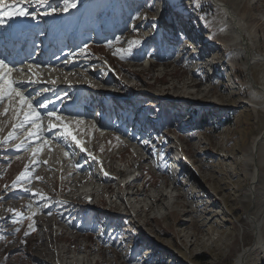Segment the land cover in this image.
<instances>
[{"label":"rangeland","instance_id":"obj_1","mask_svg":"<svg viewBox=\"0 0 264 264\" xmlns=\"http://www.w3.org/2000/svg\"><path fill=\"white\" fill-rule=\"evenodd\" d=\"M69 1L48 0V9L74 14L72 29L88 36L72 35L70 47L61 45L70 58L62 59L65 67L57 62V72L39 73L50 82L59 71L64 80L109 85L126 96L115 103L127 127L72 108L69 94L56 133L44 128L34 143L29 132L36 130L27 122L11 137L15 152L6 153L0 142V264H236L254 246L251 222L264 210V138L253 148L264 135V0H220L242 19L245 40L235 39L234 24L211 3L217 0H75V7ZM138 10L162 21L156 28L162 46L131 43L150 35ZM146 42L160 46V56L150 47L143 52ZM144 93L151 99L137 98ZM174 98L186 102L174 107ZM15 110L14 99L0 107V140L15 128ZM162 112L173 127L157 135ZM139 119L151 129L142 130ZM64 125L86 143L73 142ZM86 147L95 150V161ZM172 147L187 157L178 175L167 154ZM137 165L139 182L122 188L124 180L116 178ZM91 191L97 205L85 214L80 209ZM73 203L77 209L69 210ZM262 232V245L246 264H264V222Z\"/></svg>","mask_w":264,"mask_h":264},{"label":"bare ground","instance_id":"obj_2","mask_svg":"<svg viewBox=\"0 0 264 264\" xmlns=\"http://www.w3.org/2000/svg\"><path fill=\"white\" fill-rule=\"evenodd\" d=\"M214 1V0H213ZM212 3V5L213 6H215L219 11H220V13L224 16V18H226L227 20H231L232 21V23L234 24V28H235V39L236 40H238V39H249L250 38V35L248 34V33H245V31H246V29H245V26L243 25V23H242V19L240 18L239 19V17L237 18V15H236V13L235 12H233V10H231V8L230 7H228V6H226L227 4H224L222 1H220V0H217V2L216 1H214V3L213 2H211ZM27 17H29V16H27ZM22 18H24L23 16H22ZM22 18H19V20H22ZM77 49V48H76ZM206 55H207V53L206 52H204ZM207 57V56H206ZM64 58L65 57H57V56H55L54 58H53V61H52V63H51V65L52 66H54L57 62H60L61 63V67H65L66 66V63H64L63 61H62V59L64 60ZM0 60H4L3 58H1V56H0ZM5 61V60H4ZM5 64H7V62L5 61ZM8 65V64H7ZM25 66V63L22 61V60H20V61H18V64H14V65H12V67L14 68V70L15 69H22L23 67ZM9 67H11V66H9ZM11 67V68H12ZM22 71H24V72H26L27 73V71L26 70H24V69H22ZM50 72L53 74V73H55V72H57L56 71V69L55 70H51L50 69ZM29 73V72H28ZM58 74H59V78H60V80H63V81H65L64 80V78L61 76V73L58 71ZM12 75V74H11ZM37 75H38V77H40V78H42V77H46V76H43V73L41 74V73H39V71L37 72ZM51 77V76H50ZM45 81L47 82V83H50V81L49 80H47V79H45ZM106 82H110L109 80L108 81H106ZM24 85H26L25 83H23V82H19V83H16L15 84V87H17V88H21L22 86H24ZM193 84H191V86H192ZM185 86H190V84L189 85H187V84H185ZM77 87L76 86H72L71 87V89H76ZM15 99H14V103H15V106H16V108L18 109V103H17V101H16V99H17V97H14ZM8 100L7 99H5V100H3V101H0V105L3 103V105L7 102ZM12 101V100H11ZM3 105H1L0 107H2ZM10 107V106H9ZM8 106H7V108L9 109V111H10V108H9ZM74 107H77V105H76V103L73 105V107L72 108H74ZM20 123H18L17 125H19ZM79 124V123H78ZM76 127H77V125H75ZM19 129V127H16L15 129H14V131L12 132L13 134L14 133H16L17 132V130ZM60 130V129H59ZM61 131V130H60ZM35 132V131H34ZM56 133L57 131L55 130V129H53L52 130V132L51 133ZM8 134V133H7ZM17 134V133H16ZM15 136V135H14ZM16 138V137H15ZM264 138V135L262 136V137H260L259 138V140L257 139V140H255V142H254V146H253V148H257L258 146H260L259 144H260V142L262 141V139ZM30 139V138H29ZM34 139V138H33ZM24 141L25 140H28V136H26L24 139H23ZM38 142V141H37ZM22 143V142H21ZM21 145V144H20ZM24 145V144H23ZM22 146V145H21ZM25 146V145H24ZM53 149V148H52ZM256 154H257V150H255V156H256ZM79 162V161H78ZM81 162V161H80ZM77 169V168H76ZM82 170V169H81ZM80 171V170H79ZM132 174V172H129V173H127V175L128 176H130ZM257 180V178H256V176L255 175H253L252 176V178H251V188H250V196H249V202L252 204V200H254V199H256V192L253 190V188L255 187V185L258 183V181H256ZM134 184L132 183V184H130V185H128L127 186V188H129V187H132ZM122 187V186H121ZM123 188V187H122ZM131 194H133V193H131ZM93 196L95 195V191L93 192V194H92ZM136 195H138V194H135V196ZM84 197V196H83ZM252 197H255V198H253L252 199ZM154 198H156V197H154ZM161 198H164V195L162 194V195H159V197L155 200L156 202H160V199ZM122 201V200H121ZM135 206V205H134ZM254 210H257V207H255L254 208ZM252 211V210H251ZM139 212H140V210H139ZM255 213H256V211H255ZM258 213H259V211L257 212V215H258ZM187 214V213H186ZM256 219H254L252 222H251V224H252V226H253V230H254V232H258L256 235H257V238H256V241H255V244H254V246H252V247H250V248H246V249H244V251L243 252H241L238 256H237V258H236V264H246V262H247V259H248V257L249 256H251V255H253L254 253H256L259 249H260V247H261V245H262V237L263 236H261V235H263L262 233V228H263V222H264V210L262 211V213H261V215H258V217L256 216L255 217ZM146 264H154V260L153 259H151V260H149L148 262H146Z\"/></svg>","mask_w":264,"mask_h":264},{"label":"snow or ice","instance_id":"obj_3","mask_svg":"<svg viewBox=\"0 0 264 264\" xmlns=\"http://www.w3.org/2000/svg\"><path fill=\"white\" fill-rule=\"evenodd\" d=\"M28 2H32V0H28ZM35 3L47 4L48 0H35ZM65 4L66 5L68 4V0H65ZM71 6L75 7V4L73 3ZM63 10L66 11L67 7H65ZM51 11L55 13L57 9L52 8ZM45 14L47 15L49 13H45ZM0 15L11 19L13 16H29L31 15V13H29V11L24 7H16L15 3H11L10 0H0ZM131 43L138 44L139 41H133ZM12 72H13V68L5 64L4 60H0V101L7 99L10 102L13 97H19V103L21 105V110L23 109L24 105H27L29 111L24 113V122H22L19 125H15L14 127H23V123L31 122L34 125V127H36V131L35 132L30 131L29 136L36 135L37 132L39 131V127L38 125H36V121H38L40 118L39 113L35 111L32 104L28 101V98L25 97L23 93L17 87H15V84L17 82L11 79ZM8 111L9 109L5 108L4 114H7ZM17 115H19V113H17ZM49 115L55 116L57 120H61L62 122V118L60 116H57L55 112H50ZM52 127H55V125H52ZM64 127L66 131V135L72 136V133L67 131V125H64ZM12 135L13 133L9 134L10 137ZM72 139L76 140V137L72 136ZM76 143L81 144V141L76 140ZM22 177H23V174H22Z\"/></svg>","mask_w":264,"mask_h":264},{"label":"trees","instance_id":"obj_4","mask_svg":"<svg viewBox=\"0 0 264 264\" xmlns=\"http://www.w3.org/2000/svg\"><path fill=\"white\" fill-rule=\"evenodd\" d=\"M150 46H151L150 43L149 42H146V45H145L146 50H143V52L148 51V49H149ZM160 52H161L160 46L155 45V53L157 54V56H160V54H161ZM163 60L165 61V59H163ZM165 114L167 115V117L165 119L164 114H163V117L160 120V124L162 125V127L171 129L173 127L172 126V122H171V117H170V115H169L168 112H166ZM201 119L199 120L198 123H201L202 122ZM190 137H191V139L194 138L193 135H191ZM20 252H21L20 247L19 248H16L14 250V254H19ZM32 264H34V263H32Z\"/></svg>","mask_w":264,"mask_h":264}]
</instances>
